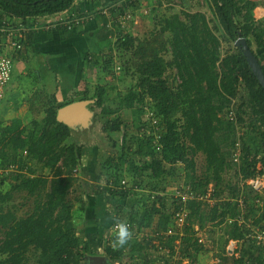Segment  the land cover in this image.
Here are the masks:
<instances>
[{"label":"trees","instance_id":"trees-1","mask_svg":"<svg viewBox=\"0 0 264 264\" xmlns=\"http://www.w3.org/2000/svg\"><path fill=\"white\" fill-rule=\"evenodd\" d=\"M77 1L0 0V21L15 19L35 26L38 20L57 15L62 19L94 17V12L74 10ZM124 1L99 0L104 7L114 4L110 10L113 18L139 7V0ZM192 1L181 0L182 11L163 16L159 20L160 29L149 39L134 36L128 21L125 27L119 24L125 32L114 45L119 56L122 55V70L136 81L119 100V106H105L108 91L105 86L96 85L92 94L89 88H83L76 92L79 97H69L61 103H57L55 95L48 96L50 105L43 122H36L37 130L28 136H24L26 128L21 119L6 123L0 116V171L3 172L0 187H7L6 192L0 191V264H82L85 257L93 256L90 242L77 236L74 215L75 210L86 213V201L82 196H75L74 201L70 199L76 181L73 175L82 170L79 168L82 148L75 143L65 145L72 130L57 121L59 109L82 100L104 106L103 112L108 117L123 110L146 113L148 107L157 118L155 125H149L147 119L142 122L136 134L128 133L120 115L104 127L111 133H121L122 139L113 142L120 148L117 157H108L101 167L100 177H106L112 187L98 188L95 196L108 192L115 197H127L136 192L134 188L144 191L135 204L117 206L112 226L117 222L128 224L131 238L125 246L113 248L114 232L108 230L111 232L106 235L104 255L112 263L161 264L153 262L150 252H159L164 247L170 251L168 258L177 252L181 255L178 264L184 260L193 264L205 250L195 236L194 225L203 229L213 223L210 233L219 232L224 242L217 255L218 264H264V249L255 248L251 238L253 227L264 229V206L256 204L260 196L243 184L257 175V164L264 166V89L235 45L239 38H245L264 71L262 58L256 52V49L264 51V27L257 24L253 13L259 5L251 0H204L206 12H190ZM52 30L71 29L63 25L49 31ZM17 40L22 47L25 45L24 35ZM104 63L113 64L112 57L105 58ZM13 71L14 63L10 82ZM109 74L113 75L112 68ZM132 124L136 125L134 121ZM239 128L243 134L237 136ZM251 137L259 140V147L249 144ZM255 138L251 140L256 142ZM240 141L243 156L236 164L233 156L239 151ZM199 154L205 156L204 177L196 173L195 158ZM35 161L43 163V169H56L51 181L34 175L30 163ZM236 165L240 185L230 188L222 199L219 187L223 174ZM12 167L17 169L10 172ZM176 169L185 171L184 184L197 196L206 194L213 185L211 199L216 202L209 206L196 199L188 201L189 225L184 235L164 239L165 236L157 234L173 225V214L164 203L168 200L165 177L176 175ZM145 191L149 197L154 195L151 205L143 198ZM17 192L33 198L34 208L26 217H18L16 208L7 206ZM172 199L175 207L177 200ZM241 203L247 207V221L239 224L235 219L241 213ZM251 218H254L252 223ZM138 230L151 235L141 239L132 236ZM98 234L99 231L95 233ZM229 240L239 241L233 256L227 255ZM34 258L35 262L31 263ZM165 264H170L169 259Z\"/></svg>","mask_w":264,"mask_h":264},{"label":"rangeland","instance_id":"rangeland-1","mask_svg":"<svg viewBox=\"0 0 264 264\" xmlns=\"http://www.w3.org/2000/svg\"><path fill=\"white\" fill-rule=\"evenodd\" d=\"M83 1H86L88 4L92 3V6L95 5L97 7L96 0H83ZM108 1L111 2L112 0H107L106 2ZM126 1L127 0H125L124 2ZM138 2H139L138 4L139 7L135 10H132L131 8L127 9L128 10L127 13H130L133 16V19L129 21L130 25L128 24V26L130 27V32H132L133 35L136 36L140 40L152 38L153 37L152 34H155L158 32V30L161 27V25L159 24L160 23L159 20L162 21L163 16L165 15L171 16V15H174L182 11L181 0H139ZM204 3H205L204 0H198V1L194 0L192 1L191 4H189V7H190L189 9L188 7L186 8L183 7V9L184 10L188 9L190 12H197V11L206 12L207 8ZM102 9H107L108 11H110L109 7H104ZM74 10H76V8H74ZM101 11H102L101 8H99L97 12L101 15ZM40 20L44 22V19H40ZM43 24H46V23H43ZM124 32L125 31L123 30L122 33ZM113 52H114L113 54L109 53L114 56L113 64L106 66L104 61H100L98 63V66H96L95 71H93L90 74V76H88L90 79H92L91 77H93L94 83L96 82V79L98 76V79L100 80L97 83V85L99 86L102 85L106 87L108 92L105 95V104H106L105 106H108L110 108H115L119 106V102H120L119 100H121L123 96L127 94L131 86L136 84V81L133 79V77L131 75L126 76L125 72L122 70V66H123L122 60L123 59L121 57L122 56L121 53H120L121 56H119V53L116 50V48L113 49ZM126 57L128 60L130 58V55L128 54L126 55ZM109 68H112V71H113L112 76L109 74ZM173 74H175V72ZM25 96L22 97L23 99L21 100V102H23V104H21L20 106H9V104H7L8 101H4L0 103V116L3 115L2 118L3 117L5 118V119L3 118V120L6 123H9L10 120L8 119L13 118V117L21 119L23 121L24 127L26 128V132H25L26 134L24 136H28L30 135V133H34L37 130V127L35 126L36 122H39V123L43 122V118L45 116V110L48 107V104H46L47 99L45 95H43L42 93L38 92L37 96L32 95V97L30 98H27ZM59 99L62 100V97L60 96ZM7 107L10 108L9 111L7 110ZM90 107L95 113L94 123L89 128L72 131L71 137L69 138V140H67V142H65V145L75 143L77 144V146H80L82 148V158H81L82 166L81 167L79 166V168H81L82 170L79 171L80 173L77 172L73 175L74 178H76V181L74 182L73 187L70 190V199H72V201L75 200L74 199L75 196L77 197L82 196L83 198H86L96 188L97 183L98 185H100L99 183H102V182L105 183L106 178L104 177H101L102 179L100 180V182L96 181L97 179H100L99 176H101L100 175L101 167L103 166V164L105 163L108 157H111V158L117 157V153L120 148L119 146L115 145L116 143L113 144V142L114 140H121L122 134L118 132L111 133L108 129L104 130V127L106 126V124L112 118H116L118 115H120V117L124 119V121L126 122V125L128 126V133L136 134L137 129L138 127H141L142 122H144L146 119H147V123L149 122L150 118L149 117L147 118V116L148 114L151 113V110L148 107H146L145 108L146 113L140 112L138 110L137 111L123 110L119 114L108 117L103 112L104 106L98 107L96 106V104L93 103L90 105ZM236 108L237 106H234L235 110ZM133 121L135 122V124L137 122L139 123L136 125H133L132 124ZM242 134H243V129L239 128L237 132V136L238 135L240 136ZM254 138L255 137H251V139H254ZM251 139H250V143L249 142L248 143L254 148L259 147V140L255 138L256 142H254ZM241 146L242 145L240 141L239 152L241 151L240 153L241 155H240V158H238L236 164L240 162L241 157L243 156ZM237 154L238 152L236 151L234 153L233 159L237 158ZM195 161H196L197 176L204 177V173L206 171L205 156L202 154H199L195 158ZM30 164H32L31 165L32 169L35 170L34 175H39V176H43L44 178H48V181H51L52 178L54 177V173L56 169L55 170H51L49 168L43 169L42 167L43 163H39L37 161L31 162ZM60 164L61 163H59V165ZM263 167L264 166H262V168ZM16 169H17L16 167H12L10 169V172L15 171ZM176 171H177L176 175L172 176L171 174H168L165 177L166 178L165 185L168 187L166 198L168 200H165L164 203L166 205V210L169 213H172V209L174 208V203L172 202V198H173L172 193L176 187H181V185L184 184L185 175H186L183 169L182 171H179V169H176ZM237 171L238 169L236 165L232 167L229 171L223 174V181L219 187L221 190L222 199L227 196V193L230 190V188H237L240 185L241 177L237 175ZM2 173L3 172L0 171V180L3 179V177L1 176ZM104 183L102 185H104ZM6 189H7L6 186L0 187V191L2 192H6L7 191ZM73 190H75L74 193H73ZM208 190H210V194H213L214 186L213 185L209 186ZM147 192L148 191H145L143 198L145 199L146 203L151 205V202L153 201V197H149ZM182 194H184V190H182ZM136 199L137 197H134L133 195L129 197L128 196L123 197L122 199L119 200V204L129 205L131 203H134ZM215 202H216L215 199H210V202L203 201L202 203L212 206L215 204ZM263 202H264V198H263ZM12 205L14 206V209L16 208V215L18 217H26L27 215L31 213V211L34 208L33 198L26 197L25 192H22V193L17 192L13 194V197L10 201H8L7 206L11 207ZM263 206H264V203L262 205V208ZM136 208H138L137 205H136ZM262 208L260 207V209ZM239 210H241L240 207H239ZM258 212L260 213L259 210L257 211V213ZM189 213H190V210H189ZM125 215H128V214H125ZM86 218L88 220L93 219V218H90V213L86 215ZM235 220H237V217ZM253 220L254 218L250 221V223H252ZM187 225H189L188 220L186 224L184 225V227L182 228L183 229L182 233L179 230V233L181 235L184 233V230L187 227ZM194 226H195L194 230L196 231L195 236L197 239L203 240V243H200V244L203 246L205 250L201 255H199L197 262H194L193 264H218L219 260L217 258V255L220 254L221 252L220 249L224 246L223 240L219 238L220 233L219 232L216 234L210 233V231H212L214 227L213 223H208V225L203 229H200L198 225H194ZM102 227L106 228L107 226H104L102 224ZM102 227L98 226V231L100 230V228L101 230L98 235H95V236H99L97 237V239L98 238L100 239L98 242V244H100L99 247H102V245L105 246V244L107 245L106 234L104 233L105 239L100 237L103 234V232L106 231V229H104L103 231ZM256 228H259V227H256ZM85 230L86 229H84L80 223L77 224V236L79 238L84 239V236L86 235ZM211 234H212V237H214L215 244L213 243V238L211 237ZM144 235H151V233L146 232ZM253 246L255 248L258 247L256 243H254ZM97 251H98V248L95 247V252ZM150 253L152 257H154L155 254L159 256L158 253H155V252H150ZM177 253L171 258H168V255H167L166 258L169 259L170 264H178V262L180 261L181 255ZM97 255L105 257L103 250L102 252H98ZM125 261L129 263V259L126 258ZM33 262H35V258L31 260V263ZM185 262H188V261L184 260L182 264H185ZM82 264H87L85 261V258L82 260ZM106 264H113V263L109 260L108 263Z\"/></svg>","mask_w":264,"mask_h":264},{"label":"crops","instance_id":"crops-1","mask_svg":"<svg viewBox=\"0 0 264 264\" xmlns=\"http://www.w3.org/2000/svg\"><path fill=\"white\" fill-rule=\"evenodd\" d=\"M96 1L97 7L83 0L75 3L77 11L81 13H95L94 17L84 25L68 32L61 30L49 31L42 29V27H34V29L32 28L31 31H28L24 35L26 40L21 52L11 48L6 52L5 50L3 51L13 58L14 63L12 81L8 85L3 102L8 101L7 104L9 106H20L23 104L21 102L23 96L26 95L25 97L30 98L32 95L37 96L39 92L45 95L47 99L46 104L49 106L48 96L55 95L57 103H61L69 99V97H79L80 95H77L76 92L83 90V88H91L90 94H92L93 87L97 85L100 79L97 76L96 82L94 83L93 77L90 79L88 76L95 71L100 61H104L107 57L114 59L112 55L114 53L113 49L115 48L114 43L123 35L122 28L117 23V20L111 16L113 15L111 12L108 16L100 15L97 12L99 8L102 9L104 6L99 0ZM251 1L258 3L259 6L254 9L253 13L257 24H261L264 27V0ZM111 2L114 3L115 0ZM58 17L59 15L57 17H46L42 18L44 22L41 20L38 21L40 23H48ZM256 52L261 56L264 64V51L256 49ZM60 96L62 100L59 99ZM9 109L7 107L8 111ZM12 119L15 118L13 117L8 120L11 121ZM99 178L96 180L97 182H100L102 179L100 176ZM103 183H99L100 185L97 183L93 192L84 198L88 208L86 213L77 210L74 211L77 219L76 224L80 223L86 229V235L84 237L90 242L93 256H99L97 255L98 252H102V250L104 252V247L106 246L102 245V247H99L100 244L98 242L100 239H97L95 236V233L98 232V226L102 227V224L107 226L106 228L102 227V230L104 231L106 229V231L100 236L105 239L104 233L107 235V230L113 231L112 223L118 213L117 206H124L123 204H119V200L125 196L119 197L117 195L115 197L108 192L100 197L95 196V190L98 188L112 187L108 185L106 179L104 185H102ZM89 213L90 218H93L92 220L86 218V215ZM146 232L148 233V231L138 230L137 235L135 236L133 232L134 234L132 233V236L141 239V236ZM95 247L98 248L97 252H95ZM156 253L159 256L155 254L152 257L153 262L165 264L166 257L170 252L167 253V251L162 250Z\"/></svg>","mask_w":264,"mask_h":264},{"label":"built area","instance_id":"built-area-1","mask_svg":"<svg viewBox=\"0 0 264 264\" xmlns=\"http://www.w3.org/2000/svg\"><path fill=\"white\" fill-rule=\"evenodd\" d=\"M101 14L104 16H108L111 11H108L107 9H101ZM93 18V15L85 16L84 18H77V17H66L64 19L58 18L54 23L51 24H43L40 22H37L35 26H32L31 24L25 25L22 21H17V20H12L11 22H7L5 20L0 21V102L5 98L6 90L8 88V85L11 80V75H12V69H13V60L10 55L5 52L8 49H13V50H21L22 44L18 42L17 37L25 35L28 31H31L33 27H42V29L50 30L51 28H56L60 27L63 25H67L69 29L73 30L85 22L89 21L90 19ZM117 20V23L121 24L123 27L126 26V22L131 21L133 19V16L130 13H127L123 16L115 17ZM13 39V40H12ZM17 40V41H16ZM149 119V125H155L157 123V118L154 116L153 112L151 111L150 114H148L147 118ZM237 147H240V144L237 143ZM240 152L238 151L237 158L234 159L235 162H237L238 158H240ZM262 164H257V175L254 177H251L249 179H246L243 181V184L245 186L250 187L256 194H258L260 197H263L264 195V167L262 168ZM125 182H123L124 184ZM243 185V186H244ZM125 189V188H123ZM136 191H141V189L134 188ZM182 190H184V194H182ZM151 197L154 198V195ZM172 197L177 200L176 206L172 209V214H173V225H171L165 232H162L157 234L158 236H165L164 239L173 237V236H183L184 233L181 235L179 233V230L182 233V228L186 224L188 217H189V210L187 208V203L190 200H199L201 202L206 201L210 202L211 199V194L210 190L205 195H199L197 196L193 190L190 188L189 185H181V187H176L172 193ZM256 199V204L258 206L263 205V199L262 198ZM173 200V199H172ZM174 202V201H172ZM241 209V213L237 218L238 223H246V216H247V207L241 203L239 206ZM189 213V214H188ZM126 224V223H125ZM128 229L131 230V227L127 224ZM114 227L113 226L112 230L114 232ZM136 230V229H135ZM133 231V230H132ZM145 237H148L146 235H143ZM141 236V238L143 237ZM251 238L254 240V242L257 244L258 247H261L264 249V229L260 228H254L253 233L251 234ZM199 243H203V240H199ZM178 244V243H176ZM239 241L236 240H229L227 246H226V251L227 255L233 256L235 255V251L238 247ZM167 251L169 253V249L164 248L161 249V251ZM238 256V254H237ZM188 262H185L187 264Z\"/></svg>","mask_w":264,"mask_h":264},{"label":"water","instance_id":"water-1","mask_svg":"<svg viewBox=\"0 0 264 264\" xmlns=\"http://www.w3.org/2000/svg\"><path fill=\"white\" fill-rule=\"evenodd\" d=\"M235 45L241 50L246 61L252 70L253 74L257 78L259 84L264 89V71L260 65L257 57L250 50L245 38H239ZM94 101L82 100L73 102L61 109L57 113V121L59 123L65 124L72 131H77L79 129L89 128L94 123L95 113L91 109L90 105ZM110 259L106 256H87L85 261L87 264H106ZM113 264H119L115 262Z\"/></svg>","mask_w":264,"mask_h":264},{"label":"clouds","instance_id":"clouds-1","mask_svg":"<svg viewBox=\"0 0 264 264\" xmlns=\"http://www.w3.org/2000/svg\"><path fill=\"white\" fill-rule=\"evenodd\" d=\"M109 9L112 10L113 7L110 6ZM143 192L144 191L141 189V191L134 192L133 196L141 197V195H143ZM130 238H131V233L128 229L127 224L123 222H117L114 227V240L112 244L113 248H120V247L125 246L128 243Z\"/></svg>","mask_w":264,"mask_h":264}]
</instances>
